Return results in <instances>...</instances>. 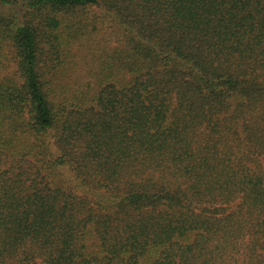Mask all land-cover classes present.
<instances>
[{"label": "trees", "instance_id": "1", "mask_svg": "<svg viewBox=\"0 0 264 264\" xmlns=\"http://www.w3.org/2000/svg\"><path fill=\"white\" fill-rule=\"evenodd\" d=\"M0 264H264V0H0Z\"/></svg>", "mask_w": 264, "mask_h": 264}]
</instances>
